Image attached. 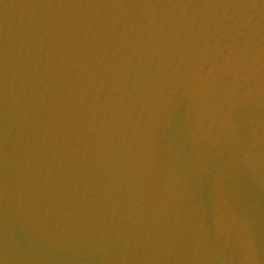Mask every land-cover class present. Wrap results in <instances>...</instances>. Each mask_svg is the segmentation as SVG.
<instances>
[{
	"label": "water",
	"instance_id": "obj_1",
	"mask_svg": "<svg viewBox=\"0 0 264 264\" xmlns=\"http://www.w3.org/2000/svg\"><path fill=\"white\" fill-rule=\"evenodd\" d=\"M0 264H264V0H0Z\"/></svg>",
	"mask_w": 264,
	"mask_h": 264
}]
</instances>
